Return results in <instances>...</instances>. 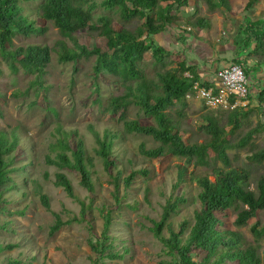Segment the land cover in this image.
<instances>
[{"label": "trees", "instance_id": "16d2710c", "mask_svg": "<svg viewBox=\"0 0 264 264\" xmlns=\"http://www.w3.org/2000/svg\"><path fill=\"white\" fill-rule=\"evenodd\" d=\"M24 1L30 0H0V61L14 74L22 72L25 76L32 77L24 91L25 94L36 89L38 96L47 99L50 86L45 84V77L55 49L61 51V60L72 61L75 64L81 59L96 57L93 78L95 80L102 78L120 91L110 98L107 109L113 115L120 113L118 118L124 123V131L127 134L151 136L158 143L153 148H146L145 144H141L140 154L149 159L168 155L180 156L186 158L187 164L212 167L211 175L215 177L214 180L210 179L209 174L192 175L189 178L190 181L197 183L198 199L201 204L200 209L194 212L193 222L184 220L177 228L172 224V215L178 211L179 205L186 201L181 196L170 197L163 207L160 219L152 220L153 225L149 229L162 243L163 251L170 256L169 264H262L260 241L264 237V223L257 221L250 226L251 234L254 236V242H251L243 232L224 228L226 222L220 214L234 210L236 218L233 226L241 228L248 226L249 221L258 216V211L264 210V175L258 180L257 191L250 189L249 172L232 167L228 154L229 149L251 145L253 150L245 157L253 164L259 165L264 162V146L257 149L251 143L260 133L259 127H249L246 134L235 141L228 138L229 134H235L242 127L252 124L251 113L264 112V87L257 94V107H249L250 103L247 108L230 111L229 130L219 125L218 118L206 116L207 124L203 126V130L209 138L202 143L186 142L180 129L181 120L185 117L184 109L189 105L187 95L194 93V82L201 81L195 67L187 65L186 61L179 62L176 67L157 71L155 81L149 79L139 66L149 54L155 65L164 64L171 56L172 53L159 45L154 37L166 29H171L177 19L173 14L174 9L187 6L188 0H102L101 4L106 10L117 13L123 20L120 29H115L112 15L104 14L95 18L93 14L95 4L86 8L79 0H41L37 9L38 17L30 20L23 12ZM202 1L211 12L228 5L227 0ZM258 1L248 0L245 10L253 9ZM163 3L166 5H162ZM135 18L142 20V23L134 30L128 29L124 24ZM39 21L43 23L37 25ZM207 22L205 17H198L193 22L189 21L188 25L204 28ZM252 27L255 30L250 33ZM52 28H56L60 35V39L55 41L53 46L39 43L15 44L14 40L21 37L28 39L33 36H44ZM86 30L89 33L97 32L105 38L108 50L80 42L79 33ZM243 31L250 33L246 43L256 40L260 44L258 48H264L262 47L264 19L247 25ZM185 32L186 30H182L181 39H185ZM250 43L246 45L249 46ZM234 63L241 61L236 59ZM187 71L193 75L192 79L184 76ZM3 74L4 71L0 68V77ZM95 87L98 89L100 86L96 84ZM5 103L6 94L0 92L2 118ZM131 105L138 107L147 118L152 119V122L141 123L138 120L127 119V109ZM92 132L97 143L93 150L105 171L111 175L112 169H115L118 163L113 151L114 139L119 134L110 136L107 132L101 136L94 129ZM60 136L49 146L50 153L55 155L47 154L45 160L47 164L59 169L55 174L54 184L63 188L66 194L81 206V217L73 216L66 221L63 220L61 213L51 210L49 196L41 193L42 205L55 218L49 230L50 236L55 235L65 225L85 221L87 212L92 207L91 203L88 205L78 197L71 179L60 170L68 169L77 173L80 184L91 194L95 191L94 158L88 152L85 140L77 130L61 133ZM18 142L19 137L15 132L0 130V199L1 187L7 180L9 167L14 164L15 157L12 153L18 148ZM219 162L226 169L217 166ZM187 172V167L179 168L175 189L187 182ZM148 173L146 169L132 171L124 179L125 186L130 187L138 176L147 177ZM121 174L122 172L118 170L116 175H111L116 190L119 188ZM45 176L48 178L49 175ZM4 210L0 208L1 212ZM105 220L101 235L89 239V245L95 254L93 264L123 260L126 255L116 250L109 235L111 214H108ZM165 233H168V236ZM16 247V244H0V254L12 251ZM6 264L20 262L13 260Z\"/></svg>", "mask_w": 264, "mask_h": 264}, {"label": "rangeland", "instance_id": "374dc122", "mask_svg": "<svg viewBox=\"0 0 264 264\" xmlns=\"http://www.w3.org/2000/svg\"><path fill=\"white\" fill-rule=\"evenodd\" d=\"M247 1L227 0L231 6L227 5L225 9L211 12L202 0H189V7L174 9L173 14L177 19L172 27L188 28L187 24H184L187 18L180 13L185 9L192 14L188 21L193 22L198 17L210 20L207 25L211 27L210 37L217 38L221 35L222 27L226 32L227 28L232 27L231 8L234 11L241 9L246 11ZM79 2L86 8L95 4L96 8L93 12L95 18L109 14L113 17L115 29L122 27L123 20L117 13L106 10L101 4L102 0H79ZM40 3L41 0L22 2L23 12L30 20L38 17L37 9ZM260 8L264 11L263 4ZM42 23L39 21L37 25ZM141 23L142 20L135 18L124 25L134 30ZM190 26L191 32L194 33L197 28ZM202 32L207 34L205 29L199 31V34ZM203 36L206 35H201L202 38ZM58 39L60 35L57 29L52 28L44 36H33L28 39L21 37L14 41L16 45L39 43L53 46ZM79 40L89 46H100L103 50H108L106 39L97 32L82 31L79 33ZM60 54L61 51L57 49L53 51L51 63L47 68L45 84L49 85L50 89L46 100L37 95L36 89L25 94L24 91L28 88L32 77H27L22 72L14 74L5 63L0 61V68L4 71L0 77V92L6 94V103L3 104L4 117H0V130L9 133L13 131L19 137L18 148L12 153L15 157L14 164L9 167L7 180L1 187L0 199V208L5 209L4 212L0 211V244H16L17 247L0 254V264L13 260L19 261L20 264H93L95 254L89 245V239L101 235L108 214H111L112 218L109 229L111 240L116 250L126 255L123 260L107 261L106 264H169L170 256L163 251L162 243L149 229L153 225L152 220L160 219L163 207L170 197L181 196L186 201L180 204L178 211L172 215V224L177 228L184 220L193 222L194 212L200 209L201 204L198 199L197 183L190 181L189 178L192 175L209 174L210 179L214 180L215 177L211 175L212 167L204 168L193 163L187 164L186 158L180 156L168 155L158 159L144 157L140 154V145L145 144L146 148H153L158 143L151 136L127 134L124 131V123L118 118L120 113L113 115L107 109L110 98L120 91L102 78L98 80L93 78L96 57L81 59L75 64L72 61L61 60ZM180 58L181 55L177 54L175 58L168 57L164 64L155 65L149 54L139 66L149 79L156 81L157 71L176 67ZM96 84L100 86L98 89L95 87ZM188 104L184 109L185 117L181 120L180 129L186 142L202 143L209 138L203 130V126L207 124L206 116L218 118L219 125L226 130L231 128L228 124L230 111L209 109L196 96L188 99ZM251 114L252 124L242 127L235 134H229L228 138L235 141L245 135L249 127L257 126L261 131L251 143L257 149L262 148L264 112L257 111ZM127 119L138 120L141 123L152 122L151 118H147L134 105L128 107ZM90 127L101 136L107 132L110 136L119 134L114 139L113 151L118 163L111 172L112 176L116 175L118 170L122 172L118 190L115 189L113 177L105 171L93 150L97 147V143ZM73 130H77L83 137L88 152L94 158V194L89 193L80 184L77 173L68 169L60 171L71 179L78 197L88 205L91 203L92 207L87 212L85 221L65 225L55 235L50 236L49 230L55 218L42 205L41 193L49 196L51 210L61 213L63 220L66 221L73 216L81 217V206L70 198L63 188L54 184L55 174L59 169L47 164L45 160L47 154L55 155L50 153L49 146L61 137L60 134ZM252 150V146L248 145L245 148L229 149L228 154L232 167L249 172L248 186L257 191L258 180L264 175V162L259 165L250 163L245 156ZM183 166L188 170L187 182L175 189L178 170ZM217 166L226 169L220 162ZM140 169H146L149 172L148 176H138L130 187H126L125 177L132 171ZM46 174L49 175L48 178ZM220 216L226 222L224 228L243 232L251 242H254V236L251 234L250 226L257 221L264 223V210L258 211V216L251 219L248 226L241 228L233 226L236 218L234 210H227ZM165 235L168 236V233ZM260 245L262 264H264V237Z\"/></svg>", "mask_w": 264, "mask_h": 264}, {"label": "crops", "instance_id": "0c3cea01", "mask_svg": "<svg viewBox=\"0 0 264 264\" xmlns=\"http://www.w3.org/2000/svg\"><path fill=\"white\" fill-rule=\"evenodd\" d=\"M262 4L264 5V1L259 0L250 11H242V9L234 11L233 8L230 7V16L233 20L232 27L227 28L225 25L228 29L227 32L223 30L222 27L221 35L217 38L210 37V26H205L204 28L195 27L197 29L194 33L191 32L190 29H192V27L188 25V20H185L186 22L184 23L188 26L187 30L171 26V29L160 32L154 38L159 45L174 54H171L173 58H175L177 54L179 56L181 55L179 62L186 61L187 65L194 66L200 77L199 79L208 84H216L218 81L217 72L221 68L234 63L236 59H240L250 82L251 105L248 106L252 108L257 107V94L264 87V48H258L260 44L257 43L256 40H251V43L248 42L250 45L247 46L246 44L248 43H246V38H249L250 33H252L255 28L252 27L250 33H245L243 29L247 25L264 19V11L260 8ZM228 5L231 6L229 3ZM189 6L190 3L184 7ZM221 9H225V7ZM180 13H182L184 18L188 19L192 17V14L185 9ZM205 19L210 21L207 18ZM202 28L207 31V34L203 32L199 34V31L201 32L203 30ZM182 30H186L184 33L185 39H181L180 37ZM201 35L206 36L202 38ZM172 50L176 53H173Z\"/></svg>", "mask_w": 264, "mask_h": 264}, {"label": "built area", "instance_id": "2783aa9c", "mask_svg": "<svg viewBox=\"0 0 264 264\" xmlns=\"http://www.w3.org/2000/svg\"><path fill=\"white\" fill-rule=\"evenodd\" d=\"M245 71L241 63H231L217 72L216 84L205 86L204 82L195 81L194 93L187 95V99L196 96L209 109L232 111L246 108L250 104L251 89ZM184 76L193 78L189 71L185 72Z\"/></svg>", "mask_w": 264, "mask_h": 264}, {"label": "clouds", "instance_id": "9594fccd", "mask_svg": "<svg viewBox=\"0 0 264 264\" xmlns=\"http://www.w3.org/2000/svg\"><path fill=\"white\" fill-rule=\"evenodd\" d=\"M187 29V28H186Z\"/></svg>", "mask_w": 264, "mask_h": 264}]
</instances>
